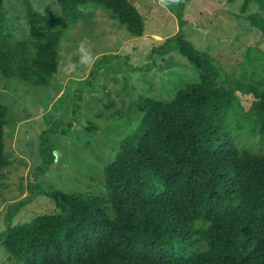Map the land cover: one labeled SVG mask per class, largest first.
Segmentation results:
<instances>
[{
    "label": "trees",
    "instance_id": "16d2710c",
    "mask_svg": "<svg viewBox=\"0 0 264 264\" xmlns=\"http://www.w3.org/2000/svg\"><path fill=\"white\" fill-rule=\"evenodd\" d=\"M188 1L181 0L178 10L179 31L151 53L178 50L199 79L182 83L172 100L135 99L144 114L105 165L107 195L49 189L54 213L9 223L0 244L23 264H264V67L245 68L256 78L243 80L197 47L185 36ZM254 1L262 13L249 17L264 35V0ZM56 2L60 12L45 13L25 0L30 37L21 38L0 0L3 77L51 85L64 31L86 17L83 6L89 3L112 11L137 36L146 30L145 17L131 0ZM261 51L249 50L247 61L259 56L264 62ZM104 63L91 71L85 89H92ZM81 100L82 92L75 113ZM8 111L0 103V170L11 164L4 139ZM241 132L261 137L262 148L243 146L237 140ZM42 192L35 186L31 194ZM32 196L12 204L9 222Z\"/></svg>",
    "mask_w": 264,
    "mask_h": 264
},
{
    "label": "rangeland",
    "instance_id": "374dc122",
    "mask_svg": "<svg viewBox=\"0 0 264 264\" xmlns=\"http://www.w3.org/2000/svg\"><path fill=\"white\" fill-rule=\"evenodd\" d=\"M30 1L45 13L60 12L56 0ZM131 1L145 17L143 36L131 33L103 5L89 3L83 6L86 17L64 31L59 68L51 85H35L20 75L3 77L0 72V103L9 107L4 139L11 160L0 170V238L9 223L54 213L56 202L49 189L107 195L105 165L115 159L122 139L136 129L144 114L135 99L144 95L172 100L182 83L199 79V72L178 50L151 53L179 31L181 2L162 6L160 0ZM244 2L189 0L184 10L185 36L212 53L228 73L254 81L256 76L246 74L245 68L261 69L264 62L259 56L247 61V52L258 49L264 55V35L249 16L262 10L254 0L242 10ZM5 11L15 34L29 38L25 0H5ZM85 38L91 41L94 62L72 70ZM104 59L92 89H85L91 71ZM154 61L152 68H143ZM80 92L82 107L75 113ZM246 100L249 108L252 100ZM237 140L255 150L262 148L257 135L241 132ZM35 186L43 192L31 194ZM28 195L33 196L9 222L12 204ZM0 264L23 262L0 244Z\"/></svg>",
    "mask_w": 264,
    "mask_h": 264
},
{
    "label": "clouds",
    "instance_id": "9594fccd",
    "mask_svg": "<svg viewBox=\"0 0 264 264\" xmlns=\"http://www.w3.org/2000/svg\"><path fill=\"white\" fill-rule=\"evenodd\" d=\"M181 0H160V3L162 6H168L169 4L172 5H179ZM91 41L85 38V40L81 41V44L79 46V51L81 53L80 60L78 64L71 65L72 70H75L80 65H84L88 63L89 60L94 62L95 57L93 56L91 50H90ZM87 53V56L84 54Z\"/></svg>",
    "mask_w": 264,
    "mask_h": 264
}]
</instances>
